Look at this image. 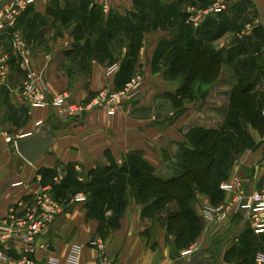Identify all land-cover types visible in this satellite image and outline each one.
I'll return each mask as SVG.
<instances>
[{
  "label": "crops",
  "instance_id": "0c3cea01",
  "mask_svg": "<svg viewBox=\"0 0 264 264\" xmlns=\"http://www.w3.org/2000/svg\"><path fill=\"white\" fill-rule=\"evenodd\" d=\"M212 1L36 0L16 29L49 97L68 95L57 107L22 98V57L9 36L0 34V46L10 53L0 86V220L27 216L46 188L64 205L33 242L32 257L51 253L63 261L78 243L81 264H103L91 244L95 238L105 242L114 264H176L198 251L216 257V264H256L257 255L264 254V228H255L243 212L231 219L206 213L234 197L237 178L246 180L248 193L264 189V131L228 116L238 78L251 85L254 106L264 109V0H228L222 14L197 30L190 26L187 9ZM191 39L219 58L222 69L206 95L176 104L173 96L183 80L168 74L164 55ZM113 65L117 68L110 71ZM136 74L143 88L135 99L112 113L108 106L90 107L100 92L120 90ZM70 105L86 109L71 118ZM50 121L57 126L56 140L31 163L15 139ZM210 128L223 133L215 184L203 189L193 184L187 234L179 242L169 231L170 217L184 210L178 200L140 202L131 193L130 176L146 171L166 180L178 176L184 171L183 150L196 146ZM78 192L88 202H72ZM194 246L197 251L184 255ZM24 247L21 241L5 244L6 260L0 264L19 259Z\"/></svg>",
  "mask_w": 264,
  "mask_h": 264
},
{
  "label": "built area",
  "instance_id": "2783aa9c",
  "mask_svg": "<svg viewBox=\"0 0 264 264\" xmlns=\"http://www.w3.org/2000/svg\"><path fill=\"white\" fill-rule=\"evenodd\" d=\"M36 0H0V34H7L10 43L17 54L22 57L20 67L26 72L20 94L22 98L32 104H43L57 107L66 103L68 95L63 93L54 98L49 97L45 86L41 83V74L31 65L26 54V44L22 35L17 31V24L25 10ZM228 0H214L207 7L191 6L187 9V21L198 29L204 26L208 18L222 14L227 10ZM110 6L105 3V9ZM10 53L0 46V86L6 82ZM116 65L109 69L113 71ZM143 88L141 74L134 75L120 90L103 91L93 100L92 106H108L112 111L125 101L135 99ZM78 105H70L66 110L71 118L78 117L85 110ZM61 180V178H57ZM233 183L236 187L234 197L225 205L215 209H207L209 216L215 214L221 218L231 219L234 215L243 212L252 225L257 229L264 228V189L248 193L245 186L246 180L237 178ZM224 188L231 190L232 185L225 183ZM88 196L83 192L75 194L72 202L86 203ZM64 212L63 203L54 195L52 188H46L38 194L34 201V207L25 217L13 218L12 221L0 220V260H6L3 247L7 243L21 241L25 244L23 255L9 264H81V245L74 243L62 261L51 253H46L43 259L32 257L34 252L33 242L41 235L57 216ZM100 254L103 264H114L106 254V244L101 238H95L91 242ZM197 246L187 250L184 255H191L197 251ZM256 264H264V254L259 253Z\"/></svg>",
  "mask_w": 264,
  "mask_h": 264
},
{
  "label": "trees",
  "instance_id": "16d2710c",
  "mask_svg": "<svg viewBox=\"0 0 264 264\" xmlns=\"http://www.w3.org/2000/svg\"><path fill=\"white\" fill-rule=\"evenodd\" d=\"M180 33L182 35L181 31ZM164 60L168 66V74L183 80L177 94L173 96L176 104L180 103L177 100L198 99L206 95L222 69L221 60L209 54L192 39L187 44L179 42L174 44L164 55ZM250 88L249 84L234 86L228 116L252 124L261 130L262 118L259 116V110L254 106ZM222 136V130L215 128L205 130L197 138L196 146H188L183 150L184 171L174 178L161 179L147 171L131 173V193L138 201L146 202L154 198L160 202L172 198L178 200L184 210L170 217L169 231L179 242L184 240L187 234L186 210L196 196L193 184H198L201 189L203 185L215 184L216 178H213V174L216 172ZM55 196L58 198L57 195Z\"/></svg>",
  "mask_w": 264,
  "mask_h": 264
},
{
  "label": "water",
  "instance_id": "95a60500",
  "mask_svg": "<svg viewBox=\"0 0 264 264\" xmlns=\"http://www.w3.org/2000/svg\"><path fill=\"white\" fill-rule=\"evenodd\" d=\"M54 118L55 114H54ZM56 121V120H54ZM54 121L41 123V125L33 132L15 139L16 149L29 162L35 163L41 159L47 152L51 151V147L56 140L54 130H57ZM176 264H216L217 258H209L201 251L196 252L189 260L179 258Z\"/></svg>",
  "mask_w": 264,
  "mask_h": 264
},
{
  "label": "rangeland",
  "instance_id": "374dc122",
  "mask_svg": "<svg viewBox=\"0 0 264 264\" xmlns=\"http://www.w3.org/2000/svg\"><path fill=\"white\" fill-rule=\"evenodd\" d=\"M188 19V18H187ZM242 79L238 78L236 79V81L241 84V85H245L246 83L243 81H241ZM259 110V116H261L262 118V124H261V131H264V109L261 108V109H258ZM235 119V118H233ZM244 126V125H243ZM240 129H241V126H237V132H240ZM246 144V143H245Z\"/></svg>",
  "mask_w": 264,
  "mask_h": 264
}]
</instances>
